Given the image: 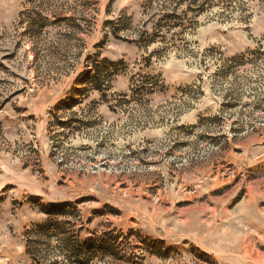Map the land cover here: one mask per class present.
Masks as SVG:
<instances>
[{"label": "rangeland", "instance_id": "rangeland-1", "mask_svg": "<svg viewBox=\"0 0 264 264\" xmlns=\"http://www.w3.org/2000/svg\"><path fill=\"white\" fill-rule=\"evenodd\" d=\"M186 1L0 0V264H264V0Z\"/></svg>", "mask_w": 264, "mask_h": 264}, {"label": "trees", "instance_id": "trees-1", "mask_svg": "<svg viewBox=\"0 0 264 264\" xmlns=\"http://www.w3.org/2000/svg\"><path fill=\"white\" fill-rule=\"evenodd\" d=\"M187 9L190 11H194L198 14H202L209 10L210 0H187ZM177 15L172 14L168 15L167 18L176 17ZM31 17V16H29Z\"/></svg>", "mask_w": 264, "mask_h": 264}]
</instances>
